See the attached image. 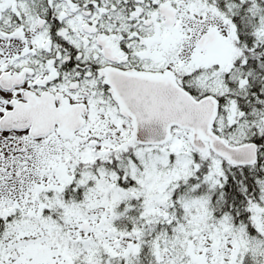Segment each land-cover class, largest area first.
<instances>
[{
	"label": "snow or ice",
	"instance_id": "obj_1",
	"mask_svg": "<svg viewBox=\"0 0 264 264\" xmlns=\"http://www.w3.org/2000/svg\"><path fill=\"white\" fill-rule=\"evenodd\" d=\"M0 264H264V0H0Z\"/></svg>",
	"mask_w": 264,
	"mask_h": 264
}]
</instances>
